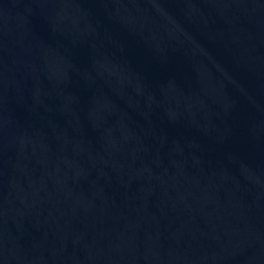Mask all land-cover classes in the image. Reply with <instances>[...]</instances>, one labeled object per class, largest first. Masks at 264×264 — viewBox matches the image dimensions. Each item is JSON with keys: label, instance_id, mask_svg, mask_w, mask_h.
Instances as JSON below:
<instances>
[{"label": "water", "instance_id": "obj_1", "mask_svg": "<svg viewBox=\"0 0 264 264\" xmlns=\"http://www.w3.org/2000/svg\"><path fill=\"white\" fill-rule=\"evenodd\" d=\"M0 264H264V0H0Z\"/></svg>", "mask_w": 264, "mask_h": 264}]
</instances>
